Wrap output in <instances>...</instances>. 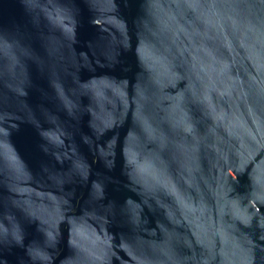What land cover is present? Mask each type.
<instances>
[{"label": "water", "instance_id": "obj_1", "mask_svg": "<svg viewBox=\"0 0 264 264\" xmlns=\"http://www.w3.org/2000/svg\"><path fill=\"white\" fill-rule=\"evenodd\" d=\"M0 264H264V0H0Z\"/></svg>", "mask_w": 264, "mask_h": 264}]
</instances>
